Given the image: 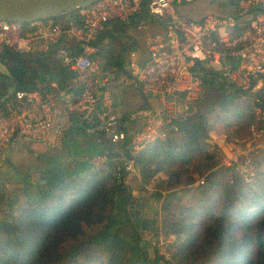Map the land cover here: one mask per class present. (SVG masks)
I'll use <instances>...</instances> for the list:
<instances>
[{
	"label": "built area",
	"instance_id": "built-area-1",
	"mask_svg": "<svg viewBox=\"0 0 264 264\" xmlns=\"http://www.w3.org/2000/svg\"><path fill=\"white\" fill-rule=\"evenodd\" d=\"M195 1L96 0L74 11L75 19L0 20V53L43 55L69 76L68 86L47 80L38 90H14L4 98L0 171L17 139L50 145V137L60 140L75 116L99 148L88 157L91 172L111 165L125 179L139 176V153L196 116L205 79L215 78L251 100L254 120L240 142L213 132L208 141L221 153V168L254 181L264 160V0H237L227 14L182 13ZM146 20L157 32L145 39V53L130 51L121 68L104 67L96 44L100 33L130 22L142 29ZM131 91L143 104L126 113L122 105Z\"/></svg>",
	"mask_w": 264,
	"mask_h": 264
},
{
	"label": "trees",
	"instance_id": "trees-1",
	"mask_svg": "<svg viewBox=\"0 0 264 264\" xmlns=\"http://www.w3.org/2000/svg\"><path fill=\"white\" fill-rule=\"evenodd\" d=\"M60 16L76 18L69 12L55 19ZM123 27L112 25L100 33L96 44L104 67L121 68L122 55L134 44L128 39L122 52H113L110 38ZM52 65L43 55L0 53V112L11 91L38 90L48 75L63 87L66 74ZM206 83L214 87L215 78H206ZM226 93L213 108L186 119L177 132L136 157L139 193L159 173L166 176L155 181L157 190L150 197L162 201V230L175 236V252L171 261L164 260L167 264H264V169L249 183L230 170L217 169L221 155L208 141L210 131L245 138L254 120L251 101L234 107L239 95ZM190 168L209 172L202 186L188 188L196 181ZM190 173L185 189L182 179ZM124 177L111 165L85 175L52 166L41 175L44 183L26 185L24 177L22 186L14 188L22 192L23 201L18 194H5L0 184V202L7 209L0 222V264H152L145 254L149 242L141 245L142 234L128 215L126 202L133 196ZM150 221L157 231L156 222ZM153 255L162 260L157 249Z\"/></svg>",
	"mask_w": 264,
	"mask_h": 264
},
{
	"label": "rangeland",
	"instance_id": "rangeland-1",
	"mask_svg": "<svg viewBox=\"0 0 264 264\" xmlns=\"http://www.w3.org/2000/svg\"><path fill=\"white\" fill-rule=\"evenodd\" d=\"M236 1L237 0H197L194 3H192L189 7L182 10V13H184L186 15L188 14L189 16L191 15V17H193V18L198 17V16L200 17L201 15H204L207 13L227 14L231 9L232 3L236 2ZM141 27H142V29H138L134 24H132V22H130L129 24H125V27H123L121 29H117L115 31V36L113 35L110 38V43H111V46L114 50L113 52L115 54H118V53L123 51V49L125 48L124 43H126L128 41V39L132 43H134L133 46L131 48H129V50H127V52L125 54L122 55L124 63L126 62V58L128 56L127 54L130 51L137 50V51L141 52V54L145 53V46H144L145 45V39H147L148 36L153 35V33L155 32L154 25H152L151 22H148L147 20L143 22ZM100 61H102L104 63V59L102 56H101ZM52 64H54V63H51V66H53ZM55 66H56V68H53V69H55V71H57L58 70L57 65H55ZM1 69H3V68L1 67ZM226 92H228L226 89H224L223 87H221L217 84H215L214 87H211V86L207 85V83H206L204 94H203V97H202L201 102H200L201 111H205L209 108H213L214 107V101L218 98H220L222 100L223 99L222 96L226 95L227 94ZM231 93H234V92H231ZM239 97L237 99H235L234 104H233L234 107H236V106L241 107V106L247 104L246 101H244V100L251 101L249 98H243L241 95H239ZM138 103H139V101H137V104ZM122 109L123 110L125 109V107L123 105H122ZM230 130H234V129L231 127ZM210 132H213V131H210ZM213 133H215V132H213ZM217 135H219V134H217ZM247 135H248V133H247ZM219 136L225 137V139L227 141H230V142H234L236 140H238L240 142V140H243L247 137L246 136L245 138H242L239 140V138H237V137L236 138H229L224 134H220ZM208 140H209V135H208ZM66 152L71 153L72 149H69L66 146L65 142L63 143L61 150H58L56 148L48 149L39 143H33L31 149L28 151V156H27L28 157L27 165L29 167H27V169L25 171V178H26V182H27L26 185H28V183L29 184L30 183L31 184L41 183V181H42L41 175L49 167H52V166L70 167L71 164L69 165L68 162H65L64 165L62 163L63 155ZM220 155H221V153H220ZM219 163H220V161H219ZM219 165L220 164H218V166L216 168L223 170L224 168H221V166H219ZM258 165H259V172H260L261 170L264 169V160H262V161L259 160ZM189 170L191 171V168ZM227 170H230V169H227ZM191 172H192V178L195 179L196 181L193 184H191L190 186H188L189 184H187L188 183L187 180H189L188 178H191V173L186 174V175L184 174L185 176L182 179L183 180L182 186H184L185 189L187 186L189 189H191L197 185L202 186V184H199V182L205 176L209 175L208 174L209 172L205 171L204 169L199 170V171L194 169ZM37 175H39V176H37ZM165 178H166V176L163 173H159L155 177V179L157 181L160 179H165ZM155 181L146 187V191L139 193V190H140V174H139V176L136 174H131V175H127L126 179L124 178L125 186L130 189V192H131V195L133 196V198H135L137 200H145V205H144L143 210H142L143 217L149 221L154 220L156 222V229H157V231H155L156 233L154 231L152 233L141 232L142 239L148 241L149 246L151 245V242H154L155 246L153 249H157L158 254L160 256H162V260L171 261V259L173 257L172 255L175 252V249L171 247V244L174 242L175 236L174 235H168L167 236V235H165V233L162 230L163 217L166 215V211L162 208V201L161 200L156 201V200H154V198L150 197V194L154 190H157V187L155 186ZM14 183L18 184V182H14ZM12 184H7V183L4 184L3 183L2 184V187H3L2 191L7 195L12 194V193L18 194L20 196V201H23L24 196H23V194H21L22 192H20V191L13 192L14 188H18V187L22 186V183H19L18 185L17 184L12 185ZM23 185H25V184H23ZM32 188H34V187H32ZM159 190H161V189H159ZM132 191H134V192H132ZM164 193L165 192L162 191V195ZM139 198H141V199H139ZM5 212H7L6 205L4 202H0V222L5 220V216H4Z\"/></svg>",
	"mask_w": 264,
	"mask_h": 264
},
{
	"label": "water",
	"instance_id": "water-1",
	"mask_svg": "<svg viewBox=\"0 0 264 264\" xmlns=\"http://www.w3.org/2000/svg\"><path fill=\"white\" fill-rule=\"evenodd\" d=\"M96 0H0V20L18 21L27 23L35 20H44L55 18L64 13L74 12L78 8L90 4ZM19 178H21L19 176ZM18 182L12 168H6L0 171V183ZM44 183V181H41ZM126 193V189H123ZM128 215L130 220L139 232L152 233L153 226L151 221L143 218L141 212L145 205V200H137L135 198L126 202ZM146 240L141 241V245H146ZM148 257V263L167 264L164 260L154 259L153 249L148 247L145 249Z\"/></svg>",
	"mask_w": 264,
	"mask_h": 264
},
{
	"label": "crops",
	"instance_id": "crops-1",
	"mask_svg": "<svg viewBox=\"0 0 264 264\" xmlns=\"http://www.w3.org/2000/svg\"><path fill=\"white\" fill-rule=\"evenodd\" d=\"M189 6H187V7H189ZM74 14H75V12H74ZM187 16H189V15L187 14ZM189 17H191V15ZM198 17H194V18H198ZM67 18H69V17L68 16H62V17L60 16L58 19H67ZM155 32H157V30H155ZM65 77L67 79L63 80L64 81L63 87L68 86V82H69V76L66 75ZM47 78H48V81H55L56 80V79L50 80L49 75L47 76ZM128 95H130V98L129 99L127 98V100L123 104L125 109L124 110L122 109V111H126V113H127V111L133 110L135 107H141L143 104L142 100L134 92L131 91ZM137 101H139L138 104H137ZM71 123L72 124H71L70 128L65 132V134L63 135V137L60 140H57L54 138V136H51L50 140H49L50 145L49 144H47V145L41 144V145L48 148V149L56 148L58 150H61L63 143L65 142L66 146L69 149H72V152L71 153H69V152L64 153L63 159H62L63 165L65 162H68L69 165L71 164L70 167H71V169H73V171H75V173H77L79 175H85V174H88L90 172L89 164L87 161L88 157L91 154L98 153L99 148H97L85 136L83 129H82L81 120L78 117L72 116L71 117ZM32 145H33L32 142H27V141L22 140V139H17L15 141L14 147L11 149L12 151H10L8 154L7 168L13 169L14 174H15V178H17L19 180L18 184L25 177V171H26L27 167H29L27 165V159H28L27 156H28V151L31 149ZM19 176L21 178H19ZM37 176H39V175H37ZM5 182L12 184L9 181H5ZM16 184L13 183L12 185H16ZM132 192H134V191H132ZM141 214L143 216L142 212H141Z\"/></svg>",
	"mask_w": 264,
	"mask_h": 264
}]
</instances>
